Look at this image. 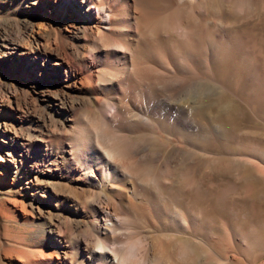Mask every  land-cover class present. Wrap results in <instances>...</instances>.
Instances as JSON below:
<instances>
[{"label":"bare ground","instance_id":"obj_1","mask_svg":"<svg viewBox=\"0 0 264 264\" xmlns=\"http://www.w3.org/2000/svg\"><path fill=\"white\" fill-rule=\"evenodd\" d=\"M235 3L251 15L264 6V0L39 2V8L57 16L62 25L45 41L38 39L42 46L37 48L35 65L62 83L61 96L51 104L61 113L57 125L67 132L62 146H40L44 161L56 166L52 173L67 174L82 187L73 188L74 199H68L65 213L49 223L45 234L54 249L33 258L34 263H231L233 255L224 259L213 247L211 240L219 235H213L201 210H173L169 202L175 199L171 193L175 185L183 193L197 194L213 172H229L238 159L213 162L208 155L203 162L206 170L196 175L198 159L186 153L189 149L181 139L175 146L151 149L149 143L162 142L163 136L158 130H145L161 129L162 121L185 131L195 128L190 109L179 98L189 90L193 93L201 77L200 64L212 83L214 56L235 45L227 38L225 42L227 24L220 19L228 4ZM27 128L25 145L34 137ZM57 203H62L60 198ZM222 228L220 237L229 243L234 232L226 223ZM200 231L202 238L193 233ZM52 237L53 242L48 239ZM260 257L257 253L250 264Z\"/></svg>","mask_w":264,"mask_h":264},{"label":"rangeland","instance_id":"obj_2","mask_svg":"<svg viewBox=\"0 0 264 264\" xmlns=\"http://www.w3.org/2000/svg\"><path fill=\"white\" fill-rule=\"evenodd\" d=\"M39 2L41 0H0V264H38L33 258L40 259L51 252L54 248L45 234L49 223L65 213L62 209L68 199H74L73 188L82 187L80 181H73L67 174L57 177L52 173L56 166L44 161L46 154L40 146L46 143L56 148L62 146L67 132L57 125L62 120L61 113L53 111L51 104V100L58 101L61 91L58 85L62 83L56 75H49L35 65L37 48L42 46L38 39L45 41V36L55 35L62 25L57 16L39 8ZM235 5H226V12L221 13L220 19L229 26L225 25L224 40H231L235 45L214 56V80L212 83L208 80L206 69L200 64L201 77L193 93L189 90V94L179 98L180 103L190 109L189 117L195 128L185 131L162 121L161 129L149 127L145 131L158 130L163 136L162 142L149 143L151 149L175 146L181 139L189 149L186 153L198 159L196 172L206 170L203 162L208 155L213 162L238 159L231 172H213L202 183L204 192L183 193L175 185L171 189L175 199L169 205L173 210L185 208L195 213L201 210L202 218L213 227V235H219L211 240L213 247L224 259L233 255L229 264H250L257 253H261V257L255 264H262L264 6H259L251 15L243 12V5L241 8ZM41 23H44L43 28ZM64 90L69 88L64 87ZM25 127H29L34 136L29 145L23 144L28 135ZM42 129L47 135L43 136ZM43 137L48 141L44 142ZM58 198L61 204L57 203ZM53 211L61 212L54 215ZM225 223L234 232L229 243L220 237ZM193 233L204 237L201 231ZM48 239L54 240L53 237Z\"/></svg>","mask_w":264,"mask_h":264}]
</instances>
